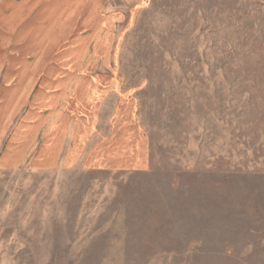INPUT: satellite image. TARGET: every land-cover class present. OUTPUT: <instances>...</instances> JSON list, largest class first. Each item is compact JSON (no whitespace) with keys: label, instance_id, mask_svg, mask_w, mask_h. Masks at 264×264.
Wrapping results in <instances>:
<instances>
[{"label":"rangeland","instance_id":"rangeland-1","mask_svg":"<svg viewBox=\"0 0 264 264\" xmlns=\"http://www.w3.org/2000/svg\"><path fill=\"white\" fill-rule=\"evenodd\" d=\"M53 1L15 70L63 75L0 106V264H264V0Z\"/></svg>","mask_w":264,"mask_h":264},{"label":"crops","instance_id":"crops-1","mask_svg":"<svg viewBox=\"0 0 264 264\" xmlns=\"http://www.w3.org/2000/svg\"><path fill=\"white\" fill-rule=\"evenodd\" d=\"M58 5L53 1L50 5L51 8L46 10L43 0H0V106L10 107L9 110L14 111V106L19 107L20 103H22L26 104V109H28L32 96L31 80H50L56 74L63 75L61 72L15 70V63L17 62L15 57L16 49H21L25 55H28L32 44L38 45L40 49L46 47L44 52L40 50L38 52L39 56L43 52L45 55L43 59H47L49 55L51 57V54L48 55L47 48H51V50L54 48L55 50L59 46L53 40L47 44V41H37L34 37L33 39L31 38V34H43L47 27H50L48 29L50 32L58 31L57 26L62 24V15L59 12ZM56 10L59 12L58 16L56 15ZM81 24L82 29L84 25L87 29L85 20ZM20 29L24 32V35L21 38L22 40H17L15 32ZM48 30L47 32H49ZM36 37L40 40L38 36ZM56 57L54 56L53 58ZM48 61H51V59L49 58ZM22 62L28 63L29 60L27 57H23ZM38 62H47V60L38 59ZM39 92L37 103L40 106H46V96L49 95L47 85H42ZM48 104L49 106L52 104L50 100H48ZM24 110L25 107H23ZM29 122L25 121L28 124Z\"/></svg>","mask_w":264,"mask_h":264}]
</instances>
